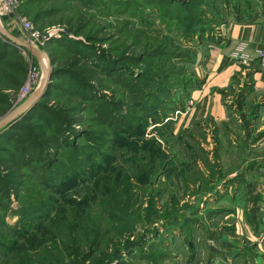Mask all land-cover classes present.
<instances>
[{
	"label": "rangeland",
	"instance_id": "1",
	"mask_svg": "<svg viewBox=\"0 0 264 264\" xmlns=\"http://www.w3.org/2000/svg\"><path fill=\"white\" fill-rule=\"evenodd\" d=\"M185 3L180 12L165 0H21L0 19L9 36L47 56L40 64L17 47L18 55L0 63V121L34 95L48 63L52 70L75 58L100 65L102 58H129L125 76L98 71L109 89L98 97L109 108L74 96L64 76L57 82L48 104L79 103L83 125L76 129L94 143L74 140L76 152L62 150L50 168L32 164L16 195H0V264L21 257L47 263L64 258L68 242L83 248L93 239L97 251L109 241L138 245L121 251L124 264H264V104L249 80L261 73L257 63L230 58L240 70L216 91L227 122L208 114L192 119L202 109L193 93L206 81L208 49L221 44L222 29L241 12L242 23L263 12L264 0ZM197 7L218 43L194 39L181 26ZM33 76L36 89L29 88ZM235 102L249 129L235 118ZM131 224L133 234L121 238Z\"/></svg>",
	"mask_w": 264,
	"mask_h": 264
},
{
	"label": "trees",
	"instance_id": "2",
	"mask_svg": "<svg viewBox=\"0 0 264 264\" xmlns=\"http://www.w3.org/2000/svg\"><path fill=\"white\" fill-rule=\"evenodd\" d=\"M165 1L171 6L178 7L180 12L184 7L188 9V4L185 3L186 0ZM243 13L241 12L236 16L238 17L236 19L238 22L236 23H242ZM205 14L201 7H197L193 17L182 19L184 24L181 23V26L184 29H188L186 33L190 34L194 39L199 37V40L209 44L218 43L215 35L212 32L208 34L205 30V25L210 22L206 17L207 14ZM18 53L19 50L15 45L10 43L7 38L0 36V63L13 55H18ZM128 60L129 58L126 56H120L114 60L102 58L101 65L100 63H92L98 65L96 68L98 67L100 70H97L92 64L84 61L82 64L79 59L75 58L67 61L64 68H52L51 81L43 97L19 120L12 122L0 134V195L3 194L6 198L10 194L16 195L25 178L24 169L29 168L32 164H45V166L49 165L50 168L52 163L48 160L51 157L59 155L62 150H71L73 152L78 150L76 143L78 139L89 140L88 142L94 143V140L90 137L91 133L80 132L76 129L83 125L81 119L83 109L79 103L75 104L74 102L66 101L54 108L48 104L59 88L57 82L61 80V76H64L73 84L71 86L74 96L88 103L104 100V105L101 106L105 109L109 108L108 105L110 103L104 97H98V94L101 95V93L107 92L109 89L103 84L99 72H103L111 79L115 76V73L125 76L127 72L124 69V65ZM6 64L9 63L4 65ZM11 67L17 68L18 71L24 70V67L20 65H11ZM11 83L13 86L18 85L15 81ZM0 97L4 98L1 94ZM124 211H126L125 208L122 209V212ZM113 217L116 218V215H113ZM130 226V229L121 230L119 233L121 238L134 231L133 225L131 224ZM96 246V239L92 241L86 240L83 248L76 246L74 242H68L64 246V258L53 256L47 263L42 264H124V256L121 251L127 250L131 252L139 248L138 245L132 244L128 240L123 245V248H120L121 244H112L111 241L106 244L104 250L97 251ZM15 264L40 263H32L25 257H21L18 258Z\"/></svg>",
	"mask_w": 264,
	"mask_h": 264
},
{
	"label": "crops",
	"instance_id": "3",
	"mask_svg": "<svg viewBox=\"0 0 264 264\" xmlns=\"http://www.w3.org/2000/svg\"><path fill=\"white\" fill-rule=\"evenodd\" d=\"M222 42L219 45L208 49V74L206 81L200 90L193 93V97L198 100V107L202 109L194 112L192 119L203 117L205 114L210 115L219 122H227L230 114L226 108L221 105V98L216 91L223 90L230 84L231 78L240 70L237 65L232 63L228 53L235 44L239 42H247L253 47H258L264 41V11L257 12L251 21L246 23H233L225 29H222ZM42 60V59H41ZM252 92L262 100L264 104V77L261 73L249 74ZM200 97V98H199ZM207 102V103H206ZM213 103L210 106V103ZM236 103V102H235ZM237 105V103H236ZM235 118L243 127L250 128V122L246 119V115L242 113V105L236 106ZM264 114V106L261 108ZM261 122H264V120ZM244 135V131L242 133Z\"/></svg>",
	"mask_w": 264,
	"mask_h": 264
},
{
	"label": "built area",
	"instance_id": "4",
	"mask_svg": "<svg viewBox=\"0 0 264 264\" xmlns=\"http://www.w3.org/2000/svg\"><path fill=\"white\" fill-rule=\"evenodd\" d=\"M20 1L21 0H0V19L12 13V11L19 6ZM21 26L25 28V30L31 32L30 34L33 38H36L38 33L32 31V27H30L25 20L21 21ZM47 34L49 37L53 35L50 31H48ZM229 56L233 60H236L239 65L247 66L252 63H257L264 76V41L258 47H253L247 42H239L232 48ZM35 78L36 76H33L31 79V86H29V88L32 87L36 89L38 87L36 86L37 82Z\"/></svg>",
	"mask_w": 264,
	"mask_h": 264
},
{
	"label": "water",
	"instance_id": "5",
	"mask_svg": "<svg viewBox=\"0 0 264 264\" xmlns=\"http://www.w3.org/2000/svg\"><path fill=\"white\" fill-rule=\"evenodd\" d=\"M0 34L6 37L16 47L27 49L31 54H33L34 57L37 58L40 64H41V58L47 57L41 51L36 50L30 45L9 36L6 33V31L2 28L1 24H0ZM51 72L52 70H51L50 63H48V67L46 68L42 67L43 78H42V81L40 82V85L37 91L34 93L32 97H30L27 101H25L21 106H19L17 109L11 112L5 119L0 121V129L6 126L7 123L13 122L19 115H23L26 112H28L43 97L51 81Z\"/></svg>",
	"mask_w": 264,
	"mask_h": 264
},
{
	"label": "bare ground",
	"instance_id": "6",
	"mask_svg": "<svg viewBox=\"0 0 264 264\" xmlns=\"http://www.w3.org/2000/svg\"><path fill=\"white\" fill-rule=\"evenodd\" d=\"M46 67H48V64H47V66H44V68H46Z\"/></svg>",
	"mask_w": 264,
	"mask_h": 264
}]
</instances>
